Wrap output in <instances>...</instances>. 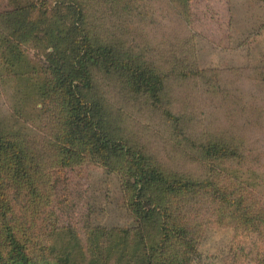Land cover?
<instances>
[{
    "label": "rangeland",
    "instance_id": "obj_1",
    "mask_svg": "<svg viewBox=\"0 0 264 264\" xmlns=\"http://www.w3.org/2000/svg\"><path fill=\"white\" fill-rule=\"evenodd\" d=\"M75 40L97 50L96 58L85 60L91 83L80 92L101 130L167 176L212 179L228 202L204 189L181 194L147 185L138 192L126 147L102 160L74 137L64 151L65 95L62 102H54L53 93L27 98L24 117L15 113L18 74L34 65L46 86L58 69L71 72L81 50ZM5 41L0 161L11 159L10 145H17L26 162L48 169L51 187L41 217L34 223L31 215L17 217V223L32 225L34 234L41 230L51 261L67 252L78 264L90 258L125 264L124 236H132L126 239V248L135 250L131 259L153 246L154 258L176 254L179 240L158 244L167 216L196 232L199 253L192 264H264V235L242 215L254 219L264 211L263 0H0V45ZM142 70L146 77L162 76L157 97L139 86ZM208 142L236 154H208ZM33 198L30 211L39 209ZM233 198L241 200L238 208ZM101 246L105 255L94 250Z\"/></svg>",
    "mask_w": 264,
    "mask_h": 264
},
{
    "label": "trees",
    "instance_id": "obj_2",
    "mask_svg": "<svg viewBox=\"0 0 264 264\" xmlns=\"http://www.w3.org/2000/svg\"><path fill=\"white\" fill-rule=\"evenodd\" d=\"M264 1V0H263ZM72 5H76L74 1H70ZM35 8V4H31ZM80 8L79 4L76 5ZM83 33L84 38H87L85 29L77 26ZM78 43V40H75ZM8 41H5L0 45L3 51H8ZM6 46V48H4ZM85 46V45H83ZM77 47L80 49V42ZM101 54L107 58V48L102 46L99 48ZM5 53V52H4ZM11 53V50H10ZM97 50L92 46L81 47L77 56L71 61V72L65 73L58 69V72L53 73V78L49 80L48 84L41 83L42 79L38 74L39 71L34 65L27 70L26 73L18 74V80H15L16 84V98L18 101L15 105V113H18L22 117L25 112V100L30 97H44V93L54 95V102H62L63 95L67 96L69 104L66 107L65 118L63 120L64 127L62 126V139H65L61 143L64 151H69L70 144L73 142L72 138L83 139L85 143L90 147V150L95 154L102 155V160H106L109 150L126 147V152L129 157L130 167L132 169V176L135 179V187L138 192H142L147 185H160L162 187H168L170 190L181 192H197L199 190H205L212 193V196H219L222 201L228 202L231 199L227 196L226 190H220L219 186L212 179L204 180H180L176 177H170L165 175L157 167L149 166L143 163L142 154L139 151L131 149L126 143L120 140H114L107 136V134L101 130L97 122L94 120V114L91 107L84 102L81 96L80 86L90 85L91 75L85 66L86 59L96 58ZM50 61H53L52 54L49 56ZM109 59V58H107ZM31 64V63H28ZM36 71V72H35ZM149 77L145 76V71L138 75L139 86L145 84L147 89L152 92L154 97H157L160 87L156 82L162 80L161 75H155L154 72H149ZM78 74V76H77ZM43 91V92H42ZM60 98H59V97ZM18 103V104H17ZM36 106V105H35ZM38 106V104H37ZM43 110V106L40 107ZM40 117V115H37ZM24 117V116H23ZM77 133V134H76ZM4 142V140H2ZM11 146L12 158L4 161H0V264H78L73 260L69 253L63 252L56 256V260L51 261L47 256L46 247L42 244L40 238L41 230L36 229L34 234V228H27V225H19L17 223V217L30 216L32 223L35 222L34 217H41L40 206L41 201L46 196L48 188L51 184H48V169H43L40 165H30L26 162L21 154V150L17 145ZM208 154L214 152H228L231 155L236 154L235 150L229 148L228 145H221L217 142H208L203 144ZM66 160V159H64ZM67 161V160H66ZM47 183V184H46ZM32 194L35 195L33 200L38 202V210L30 211V207L27 200L32 199ZM42 195V197H41ZM22 202L25 204L23 208H18L17 203ZM231 204L238 208L241 205V200L233 198L230 200ZM264 208V204L263 207ZM247 210L248 207H245ZM154 212V210H152ZM151 213V212H149ZM242 215L247 216L245 223L255 221V226L259 227V231L264 235V211L257 215L254 219H250V212H243ZM144 215L142 218H145ZM164 222L160 225L161 235L158 238V244L164 245L167 241L179 240L181 244V250L176 254L169 256L156 257L151 252L156 247H152L151 251H143L135 254V257L131 259L132 253L135 250H129L126 248V239H131L132 236H124L122 241V261L125 260V264H135L137 255L142 259L140 264H192L195 254L199 253L198 236L196 232L191 229H186L184 226L180 227L175 223L167 222L166 218H163ZM125 230V235L128 233ZM95 233V232H94ZM98 233V232H97ZM99 234V233H98ZM101 245V244H100ZM114 247V246H113ZM107 248V247H106ZM106 248L102 246L98 247L101 254L105 255ZM145 248V247H144ZM143 248V249H144ZM112 251H116L115 248ZM145 253V254H144ZM154 261V262H153ZM86 264H99L97 258H90Z\"/></svg>",
    "mask_w": 264,
    "mask_h": 264
}]
</instances>
